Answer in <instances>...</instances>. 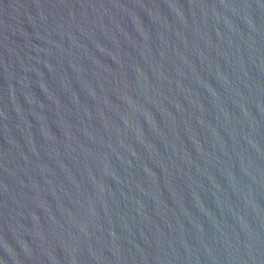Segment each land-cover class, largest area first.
Instances as JSON below:
<instances>
[{
    "label": "water",
    "instance_id": "1",
    "mask_svg": "<svg viewBox=\"0 0 264 264\" xmlns=\"http://www.w3.org/2000/svg\"><path fill=\"white\" fill-rule=\"evenodd\" d=\"M0 264H264V0H0Z\"/></svg>",
    "mask_w": 264,
    "mask_h": 264
}]
</instances>
